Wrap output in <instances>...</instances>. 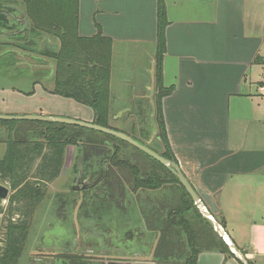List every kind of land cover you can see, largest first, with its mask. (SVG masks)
<instances>
[{
  "label": "crops",
  "instance_id": "obj_1",
  "mask_svg": "<svg viewBox=\"0 0 264 264\" xmlns=\"http://www.w3.org/2000/svg\"><path fill=\"white\" fill-rule=\"evenodd\" d=\"M161 2L168 22L162 83L173 87L162 99L170 148L209 212L224 224L232 241L248 252L246 259L262 264L264 26L258 4L254 0H80V35L91 37L101 29L113 41L111 104L122 101L130 90V107L121 111L147 112L149 96L155 97L157 106ZM41 64L42 68L37 67L40 74L53 72L52 64ZM253 67H259L256 73ZM38 84L31 93L15 86L0 87V114H42L94 122L90 106ZM38 127L26 122L15 125L21 131L29 129L31 139H26L25 131L24 141L40 140V128L33 131ZM6 133L7 125H0V158L7 148ZM67 160L66 152L60 176L68 167ZM151 238L148 253L142 257L141 252H134L132 264H159L153 259L156 237ZM76 249L73 242L64 249H53L52 254L67 255ZM117 249L103 248L97 256L103 259L96 262L126 259ZM51 261L60 263H54L53 257ZM199 263L240 264L219 250L202 251Z\"/></svg>",
  "mask_w": 264,
  "mask_h": 264
},
{
  "label": "trees",
  "instance_id": "obj_2",
  "mask_svg": "<svg viewBox=\"0 0 264 264\" xmlns=\"http://www.w3.org/2000/svg\"><path fill=\"white\" fill-rule=\"evenodd\" d=\"M79 7L80 0H0V26L14 28L10 24L11 20H9L7 12L15 11L21 17L19 21L29 24V29L25 30V37L31 32V28L37 32L57 37L60 40L57 51L51 53L41 51L48 58H53L56 63L55 88L52 92L90 106L95 113L94 122L111 127L109 124V103L113 41L104 36L101 29L94 36H81L79 33ZM160 8L156 101L158 137L161 139L163 150L158 153L177 162L168 142L162 110V99L173 91V87L167 88L162 83L161 67L166 52L165 26L168 22L162 2ZM26 39L24 38V40ZM0 122L8 127V135L4 140L7 145L6 152L0 158V180L7 182L13 190L8 198V211L0 209V214L7 212L2 218L0 226V243H3V246L0 247V264H18L37 203L47 194L48 184L59 177L69 143L77 146L79 151L88 152L86 160L97 155L103 160V164L106 163V160L111 161L107 162L108 166L103 172L104 176L87 188H99L102 185L103 194L98 197L99 204L93 209L95 213L104 211L107 216L114 215L119 218H129L131 215V208L129 210L130 206L124 201L127 195L122 181L123 175L115 170L111 163L131 168L130 175L133 177L131 191L137 194V200H139L141 191L158 190L169 182L177 183L182 189V194L178 197L167 196L157 202L152 199L151 206H145V208L141 205L137 206L141 210L140 217L143 218V225L149 229L151 236L156 237L153 259L159 264H200L199 254L204 250H219L228 256L237 258L240 264H244L219 233L205 220L177 177L166 166L139 149L137 151L140 154L152 161L160 171L166 174L167 180L157 176L154 171L151 174L149 171L144 172L127 160L114 161L116 152L109 157L108 151L100 142L91 139L92 137L84 138L83 136L86 131H89L91 136L96 135L97 137H102V135H106L105 133L55 122L4 120ZM19 122L40 126L33 131L40 128L41 139L21 140L20 134L23 135L29 129L25 131L15 129V125ZM27 131L24 134L28 135ZM52 131L55 132L52 134ZM123 132L129 134L126 131ZM130 136L143 143L135 135ZM119 141L129 144L121 139ZM117 187L120 191L118 196L114 190ZM93 204H97V202L93 201ZM191 206L196 212V218L190 216ZM15 215H18L17 218ZM221 224L224 226L222 222ZM1 235L3 236L1 237ZM242 252L246 254L244 249ZM56 257L60 261L59 264H104L92 261L83 254H62ZM52 263L51 261L50 264ZM249 263L253 264L250 260ZM107 264L132 263L112 261Z\"/></svg>",
  "mask_w": 264,
  "mask_h": 264
},
{
  "label": "rangeland",
  "instance_id": "obj_3",
  "mask_svg": "<svg viewBox=\"0 0 264 264\" xmlns=\"http://www.w3.org/2000/svg\"><path fill=\"white\" fill-rule=\"evenodd\" d=\"M254 1L258 4V15L264 26V0ZM30 31L29 40H34L32 43L28 42V40L8 39L7 35H0V87L15 86L17 89L28 91V93H31L34 88H39L38 83L43 84L42 88L45 86L46 88H55L53 72L47 70L40 74L36 67L38 61L36 56L38 55V51L46 53L55 51V48H59L60 43L56 37L48 33L37 32L33 28ZM111 57V64H113V56ZM48 60L51 64L52 61H55L50 57ZM53 67L55 68L54 65ZM253 68L254 73L259 69V67ZM46 88L44 89L47 90ZM129 93L130 90L128 89L122 101L112 105L110 90L109 124L113 128L126 131L130 135H135L154 151L162 152L163 145L160 143L161 140L158 141V116L155 97H148L147 112L121 111L126 107H130L128 106L130 104ZM0 125H3V123L0 122ZM155 130H157L156 135ZM53 132L55 131H52V134ZM88 132L86 131L83 134L84 138L92 137L91 139L100 142L108 151L109 157L116 152L114 161L118 159L127 160L130 164L138 166L142 171H149V174L154 171L157 176L167 180L166 174L160 171L152 161L140 154L137 148L120 142L117 137L107 136L109 134L97 137L96 135L91 136ZM7 135L8 133H6L5 138ZM22 137L23 135L19 138L21 139ZM26 139H31L30 135H27ZM66 150L68 167H71V169L69 170L67 167L56 181L54 180V182L49 183L47 194L39 199L18 264H50L51 258L54 256L52 254L53 251L59 250V248L64 249L67 245L72 246L73 242H76L77 246L74 254L78 255L81 253L84 255L86 252L96 257L100 255L103 248L114 249L116 247L118 249L115 251L119 252L121 257H127L123 259L124 262H130L131 259H134L135 255H132L134 252H141L142 257H145L153 240L149 229L142 223L143 218L140 217L141 210L137 206L141 205L145 208V206H151L152 199L157 202L165 199L167 196L178 197L182 194V189L177 183L169 182L165 183L158 190L141 191L139 200H137V194L131 191L133 182V177L130 175L131 168L120 167L111 163L112 167L123 175L124 179L122 178V181L127 195L124 201L130 206L129 210L131 208V215L129 218H119L114 215L107 216L104 211L95 213L93 209L99 204L98 197L103 194L102 185L99 188L95 187L89 190L86 187L85 191H81V189L74 191L72 189V185L75 184L76 180V167L74 166L75 163L73 165V161L75 159V162L79 161L80 155L86 159L89 153L85 152V150H76V146L73 143H69ZM96 156L93 155L92 158L98 160L99 157ZM100 160L102 159L100 158ZM107 162L109 161L106 160L105 167L108 166ZM0 183L10 188V195L13 193L7 182L0 180ZM114 190L118 196L120 193L118 187L114 188ZM93 201H96L97 204H93ZM7 204L8 199L2 201L0 209L8 211ZM190 210V216L196 218V212L192 206ZM5 213L0 214V226ZM17 216L15 215L16 218ZM218 221L220 222V220ZM1 246H3V243H0ZM97 258L103 259L102 257ZM53 259L55 263L58 261L55 257ZM261 263L264 264V257L261 259Z\"/></svg>",
  "mask_w": 264,
  "mask_h": 264
},
{
  "label": "water",
  "instance_id": "obj_4",
  "mask_svg": "<svg viewBox=\"0 0 264 264\" xmlns=\"http://www.w3.org/2000/svg\"><path fill=\"white\" fill-rule=\"evenodd\" d=\"M25 29H29V24L26 23ZM153 98V97H152ZM0 120L4 121H40V122H48V123H63L69 125H76L79 127L96 130L105 134H109L111 136L117 137L122 141H125L132 146L136 147L140 151L144 152L145 154L149 155L150 157L157 160L162 165L166 166L168 170L177 177L180 184L185 188L188 194L193 199L195 205L200 210L201 214L205 218V220L215 229L222 238H226L231 242V250L234 253H237L241 256L242 261L244 264H250L249 261L246 259L245 254L242 250L232 241L231 237L229 236L228 232L226 231L225 227L209 212L207 207L205 206L203 200L201 199L200 195L197 193L187 176L184 174L182 169L180 168L179 164L169 159L160 153L154 151L153 149L149 148L147 145L141 143L137 139L133 138L129 134L114 129L112 127H107L100 125L96 122L85 121L81 119L71 118V117H63V116H49V115H42V114H26V115H7V114H0ZM157 134V130H155V135ZM161 140L158 137V141ZM161 143V142H160ZM87 186L84 185L83 188ZM74 189H78V187H74ZM10 188L0 183V202L5 201L8 199L10 195Z\"/></svg>",
  "mask_w": 264,
  "mask_h": 264
},
{
  "label": "flooded vegetation",
  "instance_id": "obj_5",
  "mask_svg": "<svg viewBox=\"0 0 264 264\" xmlns=\"http://www.w3.org/2000/svg\"><path fill=\"white\" fill-rule=\"evenodd\" d=\"M7 14H8L9 20H11L10 24L13 25L14 28H8V27L0 26V35L1 36L7 35L8 39H22V40H24V38H27L25 41L29 40L30 39V36H29L30 33L28 34L27 37H25V30H26L25 26H26V24H23L21 21H19L21 19L19 13L15 12V11H9V12H7ZM11 25H9V26H11ZM56 39H58V38L56 37ZM58 41L60 43L59 39H58ZM59 46H60V44H59ZM55 50L57 51L56 48H55ZM37 54L38 55L36 57H37L38 61H37L36 67L43 66L41 63L48 64V65L51 64V62L48 60V57L43 55L41 51H38ZM46 61H48V62H46ZM52 64L56 67L55 61H52ZM40 68H42V67H40ZM53 68L54 67H52L53 74H54L55 68L54 69ZM76 150H78L77 146H76ZM66 152H67V150H66ZM66 152H65V156H66ZM96 157H98V156H96ZM75 160L73 161V165L75 163L74 166L76 167L75 168L76 180H75V184L72 185L73 190L78 191L79 189H81V191H82L85 189V188H83L84 185H86L88 188L89 186H91L93 184V182L97 181L98 179H100L101 177L104 176L103 172H104L106 167H105V164H103L102 160H100V157L98 160H94V158L86 160L84 158V156L80 155L79 161L75 162ZM67 162H68V160H67ZM64 164H65V161H64ZM63 167H64V165H63ZM70 169H71V167L69 168V170ZM62 171H63V168L61 170V173H62ZM74 187H78V189H74ZM87 190H89V189H87ZM74 244H75V242H74ZM70 254H74V253H70ZM60 255H62V254H60ZM57 256H59V254ZM84 256L87 257L88 259H91L92 261H97L99 259V258H97V256L96 257L95 256H88L85 254H84ZM53 257H56V256H53ZM110 262H112V261H110Z\"/></svg>",
  "mask_w": 264,
  "mask_h": 264
},
{
  "label": "built area",
  "instance_id": "obj_6",
  "mask_svg": "<svg viewBox=\"0 0 264 264\" xmlns=\"http://www.w3.org/2000/svg\"><path fill=\"white\" fill-rule=\"evenodd\" d=\"M225 240V242L230 246L231 242L229 240H227L226 238H223Z\"/></svg>",
  "mask_w": 264,
  "mask_h": 264
}]
</instances>
